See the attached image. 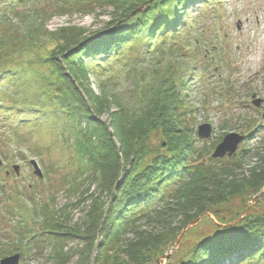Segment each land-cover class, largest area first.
<instances>
[{
    "label": "trees",
    "instance_id": "obj_1",
    "mask_svg": "<svg viewBox=\"0 0 264 264\" xmlns=\"http://www.w3.org/2000/svg\"><path fill=\"white\" fill-rule=\"evenodd\" d=\"M38 1L0 0V4L15 15ZM55 1L64 14L74 8L111 10V20L97 31L71 25L50 32L44 29L46 20L34 18L39 21L34 29L35 20L28 18L22 23L24 28L16 27L19 43L8 41L14 33L6 38L0 32V51L4 52L0 54V123L12 153L28 151V142L36 145L44 134L55 139L46 153L64 142L62 147L72 150L81 172L90 173L87 191L71 182L68 194L80 193L83 202L90 199L92 203L82 236L65 221L66 208L55 210L54 200L30 214L22 199L26 193L20 190L15 195L19 203L7 213L13 221L19 220L14 231L21 244L26 239L29 245L46 240L55 249L48 261L69 264V254L58 245L82 236L92 249L100 237L94 264H144L206 213L218 217L219 224H227L219 207L231 198L247 193L264 198V157L248 177L237 171L249 158L250 149L234 158L233 168H205L198 163L208 151L207 144L203 142L200 148L196 135L186 129V116L196 110L187 100L189 79L199 78L202 70L212 71L201 61L205 63L208 53L217 55L220 50L199 23L200 16L192 19L191 14L195 9L203 13L210 3L220 0ZM139 8L142 11L133 16ZM46 12L40 8L31 14ZM3 16L7 21L8 16ZM161 19L167 23L157 26ZM119 72L126 75L119 79ZM92 76L98 80L99 93L92 87ZM125 80H131L126 97L117 86ZM252 135L248 134L247 142ZM154 137L162 142L155 145ZM217 144L218 140L213 150ZM39 152L41 157L43 151ZM3 154L6 162L8 155ZM93 184H97L94 193L90 191ZM0 190V195L6 194L5 187ZM242 215L236 214L230 222ZM30 216L42 220L44 232L31 230ZM165 216L180 218V226L160 235L142 228ZM129 234L135 239L128 240ZM236 235L247 237L251 244L236 250L207 243ZM4 257L0 254V260ZM250 258L264 260V211L232 227L218 228L201 239L181 264H239ZM92 260L83 249L77 264H93Z\"/></svg>",
    "mask_w": 264,
    "mask_h": 264
},
{
    "label": "rangeland",
    "instance_id": "obj_2",
    "mask_svg": "<svg viewBox=\"0 0 264 264\" xmlns=\"http://www.w3.org/2000/svg\"><path fill=\"white\" fill-rule=\"evenodd\" d=\"M215 2L209 4V7L203 12L204 14L200 13L198 9H195L191 14L192 19L200 16L199 23L203 28H207L206 33L212 41V45L218 44L220 50L217 55L208 53L206 59L204 58L205 63L203 60L201 61L203 67L209 64L212 71L202 70L199 78L196 76L189 79L190 91L187 92V100L196 107V110L193 114L186 116L185 124L186 129L196 135L197 145L200 148L203 147V142L207 144L211 155L207 156L208 151H206L198 163L205 168L221 165L225 168H233L236 166L234 158L238 157L242 150L250 149L249 158L246 159L243 168L237 171L240 176L244 173L248 177L250 169L261 162L264 157V0H220ZM56 4L55 0L38 1V3L32 4L31 8L18 10L15 15L9 13V9L4 8V4H0V32H3L6 38H11L14 33V38L8 39V41L14 40L19 43L16 39V30H19L16 27L24 28L22 23L28 18H33V20L36 18L39 21L46 20L44 29L50 32L71 25L97 31L105 27L111 20V10L99 9L92 12L93 9L81 11L74 8L65 11L64 14L60 9V4L58 6ZM40 8L47 10L45 15L31 14ZM3 14L8 16L7 21L4 20ZM39 21H34V29ZM2 22L4 23L2 24ZM20 40H22L21 37ZM0 54L4 55V52L0 51ZM124 74V72L123 74L119 72L118 78L120 79ZM91 81L93 89L99 93L98 80L92 76ZM130 82L131 80H125L123 83L117 84L124 97L130 95ZM135 100L136 98L129 102L133 104ZM255 100H262L260 107L253 104ZM107 118L104 116L103 120L106 121ZM204 124H209L213 128L212 136L209 139H202L198 136L199 127ZM3 125L0 123V161L2 164L0 168H3L2 175H0V188L5 187L7 191L5 195H0V254L12 256L17 251H20V254L21 251H25L22 253L21 264H54L48 261V256H51L55 250L54 247L47 244L48 241L29 245L27 239L24 241L25 244H21L17 240L14 229L19 220L16 217L13 221L7 211L9 212L14 205L19 203L15 195L19 194L20 190L26 193L22 199L30 214L33 210L42 208L54 200L55 210L66 208L67 219L65 221L76 230L79 229L80 234H78L83 236L85 234L82 231L86 228L83 221L86 220L92 201L89 199L83 202L80 199V193L77 192L78 194L74 195V193L68 194V191L71 182L83 191L84 189L87 191L90 173L81 172L75 162L72 150L69 149L67 152V149L62 147L64 142L62 145L55 146L56 148L51 154L46 153L47 146L49 147L55 140L50 134L38 137L36 145L33 142H28V151L12 153L10 149L13 147L7 144L4 138L5 126ZM231 133H238L246 137L252 133L253 138L248 142H242L236 155L226 156L221 163L215 164L209 160V157L212 158L217 145ZM217 140L218 144L213 150V145L217 143ZM153 142L155 145H159L162 140L160 137H154ZM39 151H43L41 157ZM4 152L9 158L6 162L4 161ZM32 161H36L39 165L43 173L42 178L35 174ZM15 166L20 167L19 176L13 170ZM90 191L96 192L97 184H93ZM103 200L107 203V197H103ZM245 204L251 206L248 215L261 214L264 211V198L260 195L247 193L243 196L233 197L228 203L219 207L220 215L225 216L222 222L227 224H219L218 217L210 214L205 215L198 222L195 221L187 226L189 228L180 242L178 241L181 235L174 240L170 239L167 245L160 248V253L155 252L153 259L144 264H181L201 239L208 238L218 228L233 224L235 221H230L235 218L236 214L245 212L243 211ZM106 209L107 205L104 203L103 210ZM161 218L163 219L156 218L154 224L144 225L142 228L154 235H160L172 230V226H180V218L179 221L175 217ZM27 221L31 230L44 232L41 219L30 216ZM82 236L67 239L63 244L57 246V248H64L65 253L69 254V264H77L80 261V252L83 249L86 254L92 255L94 264V259L99 253L98 247L101 239L99 237L91 249L84 241L85 239L81 238ZM42 238L46 239V236H42ZM127 239L133 240L135 236L129 234ZM239 264H264V260L250 258Z\"/></svg>",
    "mask_w": 264,
    "mask_h": 264
},
{
    "label": "water",
    "instance_id": "obj_3",
    "mask_svg": "<svg viewBox=\"0 0 264 264\" xmlns=\"http://www.w3.org/2000/svg\"><path fill=\"white\" fill-rule=\"evenodd\" d=\"M142 8L137 9L134 13L133 16L136 15L137 13L141 12ZM253 104L257 107H260L262 104V100H255L253 102ZM212 132H213V128L211 125L209 124H204L202 126L199 127L198 130V135L200 138L203 139H209L212 136ZM246 139V136L238 134V133H231L228 134L227 136L224 137V139L222 140V142L220 144L217 145L214 153L212 154V158L213 159H223L226 156L228 157H232L234 155L237 154L238 148L240 146V144ZM0 165L1 161H0ZM32 165L35 169V174L38 175L39 177H43V173L39 167V165L36 163V161H32ZM16 173L19 175V167H15ZM250 205H248L247 209L245 210V212L243 213V215L241 217H239V219L237 221H235L233 224L228 225V226H224V227H232L233 225L238 224L239 222H241L249 213V209H250ZM205 215H209V214H204L202 215L199 219L203 218V216ZM198 219V220H199ZM198 220L196 222H198ZM189 227L185 228L182 233H181V237L179 239L178 242L181 241V239L184 237L186 230H188ZM21 261V255L20 254H16L13 256H8L4 259H2L0 261V264H20Z\"/></svg>",
    "mask_w": 264,
    "mask_h": 264
},
{
    "label": "snow or ice",
    "instance_id": "obj_4",
    "mask_svg": "<svg viewBox=\"0 0 264 264\" xmlns=\"http://www.w3.org/2000/svg\"><path fill=\"white\" fill-rule=\"evenodd\" d=\"M166 19H161L157 22V26H160L161 24H166ZM211 246H228L236 250H243L244 248L248 247L251 244L250 239L243 235H236V236H226V237H219L214 238L213 240H209L207 242Z\"/></svg>",
    "mask_w": 264,
    "mask_h": 264
},
{
    "label": "flooded vegetation",
    "instance_id": "obj_5",
    "mask_svg": "<svg viewBox=\"0 0 264 264\" xmlns=\"http://www.w3.org/2000/svg\"><path fill=\"white\" fill-rule=\"evenodd\" d=\"M7 174H9V172H6ZM16 253H19V252H15L14 254H16ZM21 257H23V254H21Z\"/></svg>",
    "mask_w": 264,
    "mask_h": 264
}]
</instances>
